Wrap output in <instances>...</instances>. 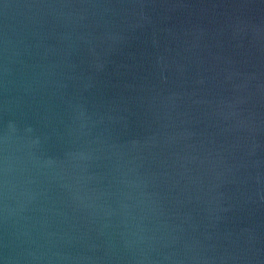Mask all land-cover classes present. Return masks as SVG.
Returning <instances> with one entry per match:
<instances>
[{
	"label": "water",
	"instance_id": "95a60500",
	"mask_svg": "<svg viewBox=\"0 0 264 264\" xmlns=\"http://www.w3.org/2000/svg\"><path fill=\"white\" fill-rule=\"evenodd\" d=\"M0 264H264V0H0Z\"/></svg>",
	"mask_w": 264,
	"mask_h": 264
}]
</instances>
